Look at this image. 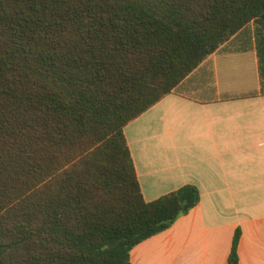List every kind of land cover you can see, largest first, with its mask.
Masks as SVG:
<instances>
[{
	"label": "trees",
	"instance_id": "1",
	"mask_svg": "<svg viewBox=\"0 0 264 264\" xmlns=\"http://www.w3.org/2000/svg\"><path fill=\"white\" fill-rule=\"evenodd\" d=\"M263 15L264 0H0V264H132L198 206L194 185L144 199L124 129Z\"/></svg>",
	"mask_w": 264,
	"mask_h": 264
},
{
	"label": "crops",
	"instance_id": "2",
	"mask_svg": "<svg viewBox=\"0 0 264 264\" xmlns=\"http://www.w3.org/2000/svg\"><path fill=\"white\" fill-rule=\"evenodd\" d=\"M144 199L201 201L140 243L132 264H264V27L250 22L124 129Z\"/></svg>",
	"mask_w": 264,
	"mask_h": 264
},
{
	"label": "water",
	"instance_id": "3",
	"mask_svg": "<svg viewBox=\"0 0 264 264\" xmlns=\"http://www.w3.org/2000/svg\"><path fill=\"white\" fill-rule=\"evenodd\" d=\"M262 20L264 21V15L262 16Z\"/></svg>",
	"mask_w": 264,
	"mask_h": 264
}]
</instances>
